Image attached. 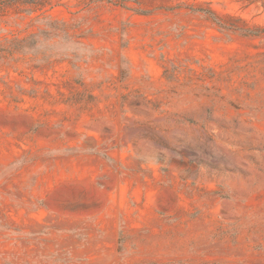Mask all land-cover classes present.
I'll list each match as a JSON object with an SVG mask.
<instances>
[{"label":"rangeland","instance_id":"rangeland-1","mask_svg":"<svg viewBox=\"0 0 264 264\" xmlns=\"http://www.w3.org/2000/svg\"><path fill=\"white\" fill-rule=\"evenodd\" d=\"M0 264H264V0H0Z\"/></svg>","mask_w":264,"mask_h":264}]
</instances>
